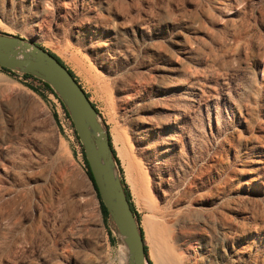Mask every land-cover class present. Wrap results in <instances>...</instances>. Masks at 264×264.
<instances>
[{
  "label": "rangeland",
  "instance_id": "1",
  "mask_svg": "<svg viewBox=\"0 0 264 264\" xmlns=\"http://www.w3.org/2000/svg\"><path fill=\"white\" fill-rule=\"evenodd\" d=\"M0 32L89 93L153 264L152 226L178 264H264V0H0ZM45 97L0 68V264H125Z\"/></svg>",
  "mask_w": 264,
  "mask_h": 264
},
{
  "label": "water",
  "instance_id": "2",
  "mask_svg": "<svg viewBox=\"0 0 264 264\" xmlns=\"http://www.w3.org/2000/svg\"><path fill=\"white\" fill-rule=\"evenodd\" d=\"M0 66L49 84L64 105L81 143L110 227L126 249L125 264H149L145 238L121 181L109 132L86 90L47 49L21 36L0 32Z\"/></svg>",
  "mask_w": 264,
  "mask_h": 264
},
{
  "label": "trees",
  "instance_id": "3",
  "mask_svg": "<svg viewBox=\"0 0 264 264\" xmlns=\"http://www.w3.org/2000/svg\"><path fill=\"white\" fill-rule=\"evenodd\" d=\"M38 45H39V44H38ZM42 47H43V46H42ZM43 48H44V47H43ZM48 51H49V50H48ZM49 52H50V53H51V54H52V55H53V56H54V57H55L60 63H62L65 67H67V66L65 65L64 61L61 59L60 56H58L56 53H54V52H52V51H49ZM0 68L3 69V70H5V71H8V72H11V73H12V71L9 70V69H6V68L1 67V66H0ZM67 69H68L69 72L72 74V76H73L77 81H79L78 77L75 75V73L73 72V70H71L69 67H67ZM25 75H28V74H25ZM43 85H44V87H45L47 90H49L51 93H53V94L58 98L57 94L54 92V90L51 88V86H50L49 84L43 82ZM80 85H81V83H80ZM81 86H82V85H81ZM30 89H32L34 92H36V93L39 94L40 96L42 95V94H41L40 92H38L35 88L30 87ZM86 95H87L88 97H90L88 92H86ZM58 99H59V98H58ZM59 101H60V99H59ZM93 105L95 106L94 103H93ZM97 110H98V109H97ZM66 113H67V112H66ZM68 117H69V116H68ZM77 138H78V136H77ZM109 142H110V145H111V147H112V151H113V153H114L115 159H116L117 163L120 164L119 158H118V156H117V154H116V150H115V148L113 147V143H112V140H111L110 133H109ZM82 154H83L84 162H85V165H86V172H87V175H88L89 179L91 180L92 185H93V187H94V189H95V191H96L97 198H98L99 201H100V208H101V211L105 212V213H104V214H105V218H104V220L106 221V219H107V217H108V213H107V211H106L105 206L103 205V203H102V201H101V198H100V196H99V192H98L97 187H96V185H95V183H94V180H93V177H92V175H91V172H90V168H89L88 162H87L86 157H85V154H84L83 147H82ZM120 171H121V173H122V168H121V167H120ZM121 181H122V183H123V186H124V189H125V192H126V196H127L128 200L130 201V206H131L132 210L134 211V213H135L136 217L138 218V220H140V218H139V213L136 211L135 206H134V204H133V202H132V200H131V193H130V190H129L128 184L125 182V179H124L123 175H121ZM141 232H142V235H143V238H144V231H143L142 228H141ZM144 249H145V254H146V257H147V262H148L149 264H153L152 261H151V260L149 259V257H148V254H149V253H148V247H147L146 244L144 245Z\"/></svg>",
  "mask_w": 264,
  "mask_h": 264
},
{
  "label": "bare ground",
  "instance_id": "4",
  "mask_svg": "<svg viewBox=\"0 0 264 264\" xmlns=\"http://www.w3.org/2000/svg\"><path fill=\"white\" fill-rule=\"evenodd\" d=\"M142 123L144 125H146L147 122L145 120H142ZM155 170H163V171H165V168L162 165L160 167L159 166H156V167L154 166V170L153 171H155ZM160 179H161V183H166V181H165V179H163V177H161ZM151 234L154 236V238L156 239L157 243L160 245L159 249L157 251V255L155 256L157 263L158 264H178L177 259L173 255L170 247L168 246L167 243L164 242V240L162 238L161 230L159 228H157V227L152 226ZM122 247H123L124 251H126L125 250L126 248L124 246H122ZM124 251H123V257H124V259H126L125 258L126 254L124 253Z\"/></svg>",
  "mask_w": 264,
  "mask_h": 264
},
{
  "label": "crops",
  "instance_id": "5",
  "mask_svg": "<svg viewBox=\"0 0 264 264\" xmlns=\"http://www.w3.org/2000/svg\"><path fill=\"white\" fill-rule=\"evenodd\" d=\"M7 72H8V71H7ZM9 73H11V72H9ZM15 73H18V72L12 71L11 74H13V76H14ZM29 86L35 88L38 92H40V93L42 94V95H41V98H42V99H45V98H46L45 95H46L47 97H50V96L53 94V93H51L49 90H47V89L44 87L43 84H42L41 86H37V85H35L34 83H30ZM39 96H40V95H39ZM55 103H56V102H55ZM55 109H58L56 104H55ZM57 111H58V110H57ZM108 222H109V220H108V217H107V219H106V223H107V225H108V227H109L108 237H109V240H110L111 243H115V242L117 241V238H116L115 234L112 232L111 227L109 226L110 224H108Z\"/></svg>",
  "mask_w": 264,
  "mask_h": 264
},
{
  "label": "built area",
  "instance_id": "6",
  "mask_svg": "<svg viewBox=\"0 0 264 264\" xmlns=\"http://www.w3.org/2000/svg\"><path fill=\"white\" fill-rule=\"evenodd\" d=\"M14 76L17 77V79H19L20 81L26 83V84H30V83H34L37 86H41L43 84V81L38 79L37 77H34L32 75H25L22 73H15Z\"/></svg>",
  "mask_w": 264,
  "mask_h": 264
}]
</instances>
